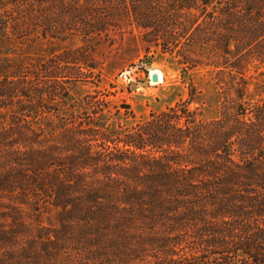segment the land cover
<instances>
[{"label": "trees", "instance_id": "1", "mask_svg": "<svg viewBox=\"0 0 264 264\" xmlns=\"http://www.w3.org/2000/svg\"><path fill=\"white\" fill-rule=\"evenodd\" d=\"M55 41L67 47L30 53ZM94 43L117 46L121 66L170 55L203 72L209 97L190 80L184 101L115 130L128 106L70 93L96 71ZM251 68L264 75V0H0V197L60 226L20 264H264Z\"/></svg>", "mask_w": 264, "mask_h": 264}, {"label": "rangeland", "instance_id": "2", "mask_svg": "<svg viewBox=\"0 0 264 264\" xmlns=\"http://www.w3.org/2000/svg\"><path fill=\"white\" fill-rule=\"evenodd\" d=\"M79 46L81 44L74 37V48ZM31 47V54L45 55L51 51L63 49L67 47V44L55 41L33 44ZM116 48L117 46L110 48L107 44H92L86 65L93 66L96 71L87 72L88 69L82 67L85 68L82 70L83 75L74 79L70 89L74 100L97 93L106 96L114 107L128 106L131 115L126 118L120 117L117 120L118 125H114L115 130H119V127L130 128L137 122L147 119L150 114L161 112L179 101H184L190 80L198 85L206 98L209 97L203 81V72H183L172 56L162 55L159 52L148 56L140 52L137 59L121 66ZM111 68H114L115 72L109 75ZM155 72L163 75L161 83L152 82L151 76ZM261 72L262 70L256 71L251 68L248 74L250 78L248 95L253 101L264 99V75L261 76ZM191 108L194 109L195 106ZM216 116L217 105L213 103L204 112V119ZM15 209L17 208L10 200L0 197V264H20L23 251L40 250L45 240L42 241L39 238L47 232H56L60 228L55 221L54 213L38 216L28 208H22L19 212H15ZM10 233H14L12 235L14 237L8 243ZM70 249H74V244L70 246ZM70 253L66 252L67 257L74 259V251L70 250Z\"/></svg>", "mask_w": 264, "mask_h": 264}, {"label": "bare ground", "instance_id": "3", "mask_svg": "<svg viewBox=\"0 0 264 264\" xmlns=\"http://www.w3.org/2000/svg\"><path fill=\"white\" fill-rule=\"evenodd\" d=\"M152 75H156L158 77V83L163 81V75L160 72H155L154 74L152 73Z\"/></svg>", "mask_w": 264, "mask_h": 264}, {"label": "water", "instance_id": "4", "mask_svg": "<svg viewBox=\"0 0 264 264\" xmlns=\"http://www.w3.org/2000/svg\"><path fill=\"white\" fill-rule=\"evenodd\" d=\"M151 80L153 83H157L158 82V77L156 75H152L151 76Z\"/></svg>", "mask_w": 264, "mask_h": 264}]
</instances>
